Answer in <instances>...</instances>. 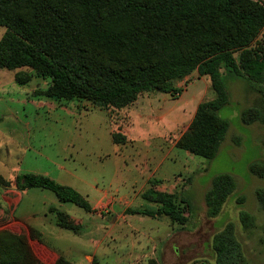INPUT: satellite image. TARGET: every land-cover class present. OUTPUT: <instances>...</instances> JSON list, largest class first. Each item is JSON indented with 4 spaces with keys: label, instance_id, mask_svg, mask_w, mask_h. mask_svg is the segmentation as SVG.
Segmentation results:
<instances>
[{
    "label": "rangeland",
    "instance_id": "1",
    "mask_svg": "<svg viewBox=\"0 0 264 264\" xmlns=\"http://www.w3.org/2000/svg\"><path fill=\"white\" fill-rule=\"evenodd\" d=\"M5 31L0 25V40ZM263 45L264 30L253 47ZM18 75L29 80L20 83ZM225 80L230 103L220 115L230 127L210 159L178 144L198 104L216 97L210 79L197 71L173 80L183 87L180 95L144 92L132 104L116 108L81 97L47 96L50 76L28 67L0 68V174L9 180L20 173L49 175L76 188L95 208L88 212L61 202L49 189L24 192L0 183V257L3 253L13 263L18 248L27 245L36 264H57L60 257L72 264H218L214 235L233 222L243 249L240 263L264 264V211L256 196L264 188V176L251 170L253 163L264 165V124L242 120L243 110L259 95L250 94L245 78L228 75ZM115 135H125L127 141L115 143ZM220 173L231 174L237 188L211 218L205 193ZM151 179L161 181L156 189L192 203L189 211L178 200L190 216L187 223L167 215L123 212L128 206L156 205L142 197L153 186ZM50 207L73 216L81 230L59 227ZM242 211L252 217L248 226L242 223ZM29 216L33 227L25 221Z\"/></svg>",
    "mask_w": 264,
    "mask_h": 264
},
{
    "label": "trees",
    "instance_id": "2",
    "mask_svg": "<svg viewBox=\"0 0 264 264\" xmlns=\"http://www.w3.org/2000/svg\"><path fill=\"white\" fill-rule=\"evenodd\" d=\"M0 25L6 27L0 40V68L28 67L50 76L47 96L81 97L123 108L144 92L180 95L183 87L173 80L194 71L208 77L216 97L198 104L178 142L192 153L213 159L219 152L230 127V121L220 115L230 103L228 75L245 78L250 94L259 95L254 105L243 110V122L264 124V45L253 47L264 30V4L258 0H0ZM17 77L20 83L29 80ZM126 141L125 135L114 136L115 143ZM251 170L264 176V165L253 163ZM150 182L153 186L142 197L156 205L128 206L123 212L167 215L187 223L190 216L178 200L181 197L189 211L192 203L177 193L156 189L159 179ZM0 183L21 191L49 189L61 202L95 210L87 196L46 174L20 173L13 180L0 174ZM236 188L229 173L213 178L205 193L209 217L222 212ZM256 196L264 211V188L257 189ZM49 210L59 227L81 230L82 224L67 212ZM241 220L248 226L252 217L242 211ZM213 249L218 264H241L243 249L235 223L229 222L214 235ZM36 260L25 245L18 248L13 263L1 253L0 264H36ZM57 264L72 263L60 257Z\"/></svg>",
    "mask_w": 264,
    "mask_h": 264
},
{
    "label": "crops",
    "instance_id": "3",
    "mask_svg": "<svg viewBox=\"0 0 264 264\" xmlns=\"http://www.w3.org/2000/svg\"><path fill=\"white\" fill-rule=\"evenodd\" d=\"M27 190H25L24 192H26ZM23 199V195L21 194V196H20V198H18V201L16 202L17 204L21 201ZM70 215V214H69ZM33 216V215H32ZM71 216V215H70ZM72 218H74L73 216H71ZM33 219V217H31V216H29V217H27L26 218V222L30 225V226H32L31 224H30V221ZM75 219V218H74ZM33 227V226H32ZM40 231H42L41 229H40ZM42 233H43V231H42Z\"/></svg>",
    "mask_w": 264,
    "mask_h": 264
}]
</instances>
